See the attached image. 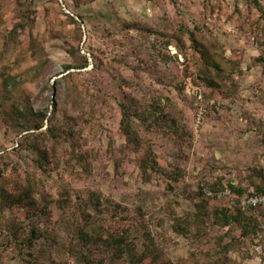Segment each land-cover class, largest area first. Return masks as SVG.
Wrapping results in <instances>:
<instances>
[{
	"label": "rangeland",
	"instance_id": "rangeland-1",
	"mask_svg": "<svg viewBox=\"0 0 264 264\" xmlns=\"http://www.w3.org/2000/svg\"><path fill=\"white\" fill-rule=\"evenodd\" d=\"M230 184L264 191V0H0V264H264Z\"/></svg>",
	"mask_w": 264,
	"mask_h": 264
},
{
	"label": "built area",
	"instance_id": "built-area-1",
	"mask_svg": "<svg viewBox=\"0 0 264 264\" xmlns=\"http://www.w3.org/2000/svg\"><path fill=\"white\" fill-rule=\"evenodd\" d=\"M206 193L208 196H217L219 198L222 197H227L230 201V207L231 206H236L237 201L232 194V191L227 188L226 190L219 192V193H213L211 191H207ZM239 205L242 209H249V208H254V207H264V192L263 193H253V194H245L242 196L239 200Z\"/></svg>",
	"mask_w": 264,
	"mask_h": 264
},
{
	"label": "trees",
	"instance_id": "trees-1",
	"mask_svg": "<svg viewBox=\"0 0 264 264\" xmlns=\"http://www.w3.org/2000/svg\"><path fill=\"white\" fill-rule=\"evenodd\" d=\"M66 68H69V66H66ZM230 187H232V189H231V191H232V194L234 195V197L236 198V200H237V207L239 208V209H241V210H245V209H242L241 207H240V205H239V200H240V198L242 197V196H244L245 194H243V195H238V194H241V193H238L237 195H236V192L234 191V189H235V187L232 185V184H230ZM241 192V191H240ZM264 192V191H263ZM263 192H257V193H263ZM206 196H207V194H206ZM210 197H212V196H210ZM213 198H217V199H220V198H218V197H213ZM254 208H258V207H254ZM250 209V208H249Z\"/></svg>",
	"mask_w": 264,
	"mask_h": 264
}]
</instances>
